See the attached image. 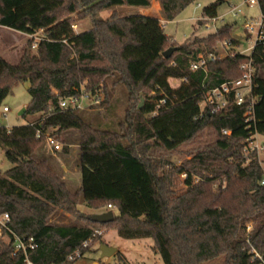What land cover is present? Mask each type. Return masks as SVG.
<instances>
[{"label": "trees", "instance_id": "trees-1", "mask_svg": "<svg viewBox=\"0 0 264 264\" xmlns=\"http://www.w3.org/2000/svg\"><path fill=\"white\" fill-rule=\"evenodd\" d=\"M156 1L162 18L173 22L198 0ZM226 3H211L203 9V18H218ZM151 4V0H0V27L27 36L44 32L36 50L28 40L18 64L0 56V109L16 85L28 82L31 102L24 117H38L33 126H0V147L13 165L0 175V215H10V228L17 237L32 238L38 244L28 254L34 264H75L78 260L66 263L68 256L81 249L83 257L108 231L124 239L151 240L164 264H204L220 257L224 264H264V186L260 185L264 172L254 155L244 166L243 146L251 134L264 137V45L253 55L252 96L258 98L254 123L245 119L248 104L230 103L221 113H213L210 107L201 112L205 92L239 79L248 58L236 55L210 62L207 76L192 72L191 62L199 55L216 53L220 44L232 39L234 24L226 23L183 45L160 28L138 59L117 63L118 54L104 45L99 33L106 24L95 16L117 7L148 9ZM259 6L264 14V0ZM74 17L91 19L92 33L77 36ZM169 49L176 51L165 59L163 53ZM186 77L188 82L172 87L171 81ZM110 78L125 86L129 95L119 131L94 129L82 117L86 111L59 108L60 101L77 94L82 85L92 93L102 89L101 105L106 104ZM162 93L174 104L151 117ZM39 130H53L57 138L68 131L80 134L82 187L78 192L68 190L47 159L33 158L44 145V139L37 137ZM205 132L209 140L194 151L191 160L159 174L162 163L152 159L153 151L173 153L203 138ZM184 173L188 190L176 194L174 177ZM193 176L202 181L193 184ZM82 203L93 210L112 211L114 221L92 222L79 214ZM58 209L79 216L86 225H51L49 219ZM249 223L254 225L251 234L246 231ZM95 231L103 234L94 236ZM8 236L10 242L0 243V264H24V255L15 253L14 236ZM87 241L91 242L82 248ZM116 256L126 262L122 253Z\"/></svg>", "mask_w": 264, "mask_h": 264}, {"label": "rangeland", "instance_id": "rangeland-1", "mask_svg": "<svg viewBox=\"0 0 264 264\" xmlns=\"http://www.w3.org/2000/svg\"><path fill=\"white\" fill-rule=\"evenodd\" d=\"M215 1L216 0H198L195 4L185 9L175 21L168 22L163 29L165 35L173 38L178 45H183L187 40L195 36L206 37L214 33L216 27L219 28L230 22L234 24L233 36H235V34L240 35L243 41V48L247 49L251 45L250 43L255 40V36L252 35L249 38V34L245 31L244 25L246 20L256 19L260 16L259 1L263 0H257V4L253 7L245 5L244 0H228L231 3L230 5H242L241 10L243 15L238 20H233L231 16H226V23L221 21L213 22L203 18V9ZM151 2V7L148 9L117 7L112 10L98 13L95 16V20L106 24L99 28V33L104 45H106L111 52L115 51V53L118 54V57H116L117 63L124 64L128 58L138 59V57H140L138 50H144L149 44L150 38H145L143 30L140 31V29H136V26L132 22L134 20H131L134 13H137V16L140 14L148 16L151 20V24H149L147 28L153 31V34L156 33L157 29L160 30L161 22L166 21L162 18L160 4L156 0H151ZM230 5L228 3L224 4L219 9V16L226 14L230 9ZM74 18L76 22L73 26V30L77 36L78 34L93 31L94 24L91 19L78 20L77 17ZM142 20L145 21L146 19L143 17ZM137 21L140 23L141 20L138 19ZM36 35L44 38L43 31L38 32ZM28 40L30 39L26 37L25 34L0 27V56L12 65L18 64ZM216 51L221 52L220 47H218ZM115 82L116 78L109 79L108 102L94 111H86V113L82 115L84 120L94 129L119 131V124L125 120L129 108L128 91L125 86L115 84ZM180 84V80L171 81V85L174 88L179 87ZM28 88V82L16 85L12 93L3 102L0 114L3 108L6 107L9 109V112L6 113V118L0 115L2 126L6 129L25 126L38 120L37 116L28 115L24 117L20 115L22 110L26 109L31 102ZM55 136L57 135L55 134ZM58 139L63 144L64 148L68 149L67 153L65 151L52 153L43 145L35 152L33 158L36 160L47 159L52 171L66 184L68 190L71 193H76L82 187L80 134L76 131L63 132L58 134ZM207 140H209V134L205 132L203 138L195 139L192 143L179 147L173 153L165 150L153 151V153H151L153 156L152 159L155 158L162 163L159 174L163 175L167 172H171L174 168H180L184 162L191 160L194 151ZM260 141H263V138H260ZM5 153L6 151L0 147V175L2 176L13 168V165L6 159ZM185 181L186 180L181 174L174 177L173 191L176 194H183L188 190ZM223 181L224 179L220 182ZM78 211L79 214L87 218H90L92 215L108 212L105 209H90L83 203L78 207ZM114 212L117 214L116 211ZM49 223L56 226L86 225L84 220L79 216L72 215L61 209L55 212L49 219ZM253 228V223L247 224V234H251ZM101 238L102 241L95 244L91 250L75 264H164L160 255L154 252L153 242L151 240L124 239L120 237L116 231H108L104 233ZM101 245H107L117 249L118 252L123 254L126 262H122L120 257L116 255L102 257V252L100 251ZM204 264H224V258L220 257Z\"/></svg>", "mask_w": 264, "mask_h": 264}, {"label": "built area", "instance_id": "built-area-1", "mask_svg": "<svg viewBox=\"0 0 264 264\" xmlns=\"http://www.w3.org/2000/svg\"><path fill=\"white\" fill-rule=\"evenodd\" d=\"M244 4L248 7H253L257 4V0H246ZM242 5L235 6L230 5L229 11L219 16L216 19H207L213 22L221 21L225 22L226 16H231L233 20H238L242 17ZM139 17H146L147 15L140 14ZM245 18V17H243ZM168 22L162 21L160 27L164 29ZM217 27L215 28V32L217 31ZM245 31L249 34V38L254 35L255 40L251 42L250 46L245 49L243 48V41L240 35L235 34L232 39L225 41L223 44H220L219 47L221 52L216 51V53L209 55H199L196 60L191 62L190 68L192 72H203L206 76L208 75V64L210 62H215L217 60H222L227 57H234L236 55L246 56L248 61L241 66V70L243 71L242 76L236 80H229L224 82L220 86L209 89L204 94V101L200 105V110L203 112L204 109L210 107L213 113H221L223 112L227 106L232 103L234 106L242 107L246 104L247 112L245 114V119L248 124L254 123V108L258 101V98L252 96V93L255 88V73L256 68L254 65L253 55L256 48L260 45H264V14H260V16L256 19L246 20L244 25ZM37 34V33H36ZM36 34L28 36L29 39L33 41L32 49L36 50L38 44L44 40V38L37 36ZM64 43H68L65 41ZM225 55V56H223ZM189 78L186 77L183 80H180L181 83L188 82ZM103 100L102 89L98 93H92L85 89V85L80 87V90L77 94L72 95L68 98H65L60 101L59 108L63 111H73V112H82V111H94L98 107L101 106ZM174 104V99L170 98L166 94H161V99L157 106V111L150 116H156L158 114V110L164 107H167ZM9 112L8 108H3L2 113L0 114L3 118H6V113ZM30 125H34L30 123ZM0 126L2 123L0 121ZM251 125H249V128ZM224 134L229 135L230 132L224 130ZM38 138L44 139V145L47 149H49L52 153L62 152L64 146L59 141L57 136H55L53 130L42 131L39 130L37 132ZM260 138H263V141H260ZM244 166H247L252 161V156H255V159L258 161L260 167L264 172V137L260 136L257 133L251 134L248 139L244 142ZM182 177L186 180L188 178V174H182ZM193 184H198L202 181L200 177L193 176ZM261 186H264V177L260 182ZM224 188V186H222ZM110 208V207H109ZM11 217L9 214L0 215V243L2 241L10 242V237L8 235L14 236V246L15 253H22L24 255V264H34L28 257L30 251L38 249V244L34 239H22L17 237L10 228ZM8 234V235H7ZM103 234L102 231H95L94 236H101ZM91 241H87L82 245V248H87L88 244ZM82 258L81 249L76 250L72 254H70L67 258L66 263L75 262Z\"/></svg>", "mask_w": 264, "mask_h": 264}, {"label": "water", "instance_id": "water-1", "mask_svg": "<svg viewBox=\"0 0 264 264\" xmlns=\"http://www.w3.org/2000/svg\"><path fill=\"white\" fill-rule=\"evenodd\" d=\"M176 51V49H169L166 52L163 53V57L165 59L170 58L173 53ZM26 113V109L22 110L20 113L21 116H24ZM114 213L112 211L105 212L103 214H96L92 215L89 219L98 224H108L114 221ZM100 251L102 252V257H111L117 254V249L111 248L107 245H101Z\"/></svg>", "mask_w": 264, "mask_h": 264}, {"label": "crops", "instance_id": "crops-1", "mask_svg": "<svg viewBox=\"0 0 264 264\" xmlns=\"http://www.w3.org/2000/svg\"><path fill=\"white\" fill-rule=\"evenodd\" d=\"M227 3L230 5L231 3L227 0ZM126 18H128V17H126ZM134 20V21H132L133 23H134V25L136 26V29H140V31L141 30H143V34H144V37L145 38H150V40H149V44L146 46V48H144V50L143 49H139L138 51H139V56L152 44V42H153V40H154V38H155V36H156V33H154L153 34V31H151L150 29H148L147 28V26L149 25V24H151V20H145V21H143L142 20V18H139L138 16H137V13H134L133 15H132V17H131V20ZM138 19H140L141 21H140V23L137 21ZM130 20V21H131ZM136 20V21H135ZM200 25H201V23H200ZM88 33H92V31H90V32H86V33H83V34H78V36L81 38L83 35H85V34H88ZM26 37H28L27 35H26ZM81 43L83 44V42H82V40H81ZM126 51V50H125ZM125 54H126V52H125ZM128 60H130V58H128V59H126V62L128 61Z\"/></svg>", "mask_w": 264, "mask_h": 264}]
</instances>
